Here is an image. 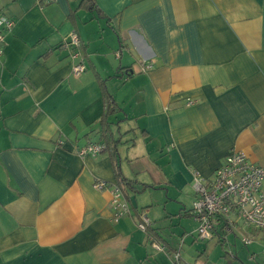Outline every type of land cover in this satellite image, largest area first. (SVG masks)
Masks as SVG:
<instances>
[{
    "label": "crops",
    "instance_id": "1",
    "mask_svg": "<svg viewBox=\"0 0 264 264\" xmlns=\"http://www.w3.org/2000/svg\"><path fill=\"white\" fill-rule=\"evenodd\" d=\"M80 3L0 0L15 22L0 57V264H172L177 239L196 245L193 174L211 180L232 151L264 167V0ZM99 80L117 108L107 121L122 176L138 191L126 189L131 211L118 222L110 191L93 188L116 185L109 152L75 153L104 145ZM234 223L230 235L264 238ZM227 233L218 220L210 239Z\"/></svg>",
    "mask_w": 264,
    "mask_h": 264
},
{
    "label": "built area",
    "instance_id": "2",
    "mask_svg": "<svg viewBox=\"0 0 264 264\" xmlns=\"http://www.w3.org/2000/svg\"><path fill=\"white\" fill-rule=\"evenodd\" d=\"M14 26V20L0 16V57L6 45L5 36ZM80 44V39L75 33H72L69 40L64 43L65 48L71 49L73 59L78 56L77 50ZM116 55L119 56L118 53ZM143 68L151 70L152 66L145 65ZM84 71L85 67L81 63L76 64L72 70L75 76H79ZM193 103V101H188L187 105ZM104 148V145L100 143H88L75 149V153L80 157L97 156L103 152ZM263 183L264 167L253 164L242 152L228 153L211 180L195 172L191 184L195 194L191 213L197 223V237L200 240H209L218 220L225 224V230L229 233L234 228V222L242 221L244 225L264 235ZM93 188L97 191H110L113 222H118L130 214L129 203L116 185L109 186L103 181H96ZM150 224L149 218L142 216L137 228L141 232H146ZM244 242L249 243L247 240ZM182 246L183 239L179 241L177 248L171 254L172 264H182ZM152 248L158 252L165 251L163 246L155 242H152Z\"/></svg>",
    "mask_w": 264,
    "mask_h": 264
},
{
    "label": "rangeland",
    "instance_id": "3",
    "mask_svg": "<svg viewBox=\"0 0 264 264\" xmlns=\"http://www.w3.org/2000/svg\"><path fill=\"white\" fill-rule=\"evenodd\" d=\"M157 224L161 236L169 239L168 242H172L170 230L173 227H170L169 224H160L158 220ZM191 226H194L191 220L183 222L182 226H178L176 223L175 232L182 233V227L189 230ZM230 233H227L225 240L220 242L216 236L213 239L200 240L197 234L193 235L188 232L196 245L183 247L181 250L182 264L184 260L187 264H264V238H256L250 234L240 236L234 233L230 235ZM178 240L180 241L181 238ZM245 240L249 243H245Z\"/></svg>",
    "mask_w": 264,
    "mask_h": 264
},
{
    "label": "trees",
    "instance_id": "4",
    "mask_svg": "<svg viewBox=\"0 0 264 264\" xmlns=\"http://www.w3.org/2000/svg\"><path fill=\"white\" fill-rule=\"evenodd\" d=\"M81 8H86L90 11H94L96 8V5L94 3V0H81L80 6ZM51 53V51L47 52L43 57L48 56ZM100 82V91L101 95L103 97V103H104V113L99 119V125L101 127L100 131V139L103 140L104 143V149L109 152L111 164L114 170L115 179H116V186L121 190L123 196L125 199H127V193L126 189L129 188L132 192L137 193L138 191H135L134 188L131 185V181L128 179H125L122 176L120 166H119V158L117 155V146L118 141L113 139V135L111 132L110 124L108 123V118L116 112L117 108L116 105L109 94V92L106 89L105 81ZM104 151V150H103ZM224 227V226H223ZM222 227V230H223ZM221 242V241H220Z\"/></svg>",
    "mask_w": 264,
    "mask_h": 264
}]
</instances>
